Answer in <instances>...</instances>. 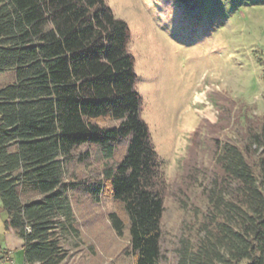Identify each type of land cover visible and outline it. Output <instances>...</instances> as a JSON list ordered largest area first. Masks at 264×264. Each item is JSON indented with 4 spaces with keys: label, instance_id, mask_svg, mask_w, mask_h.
Segmentation results:
<instances>
[{
    "label": "trees",
    "instance_id": "16d2710c",
    "mask_svg": "<svg viewBox=\"0 0 264 264\" xmlns=\"http://www.w3.org/2000/svg\"><path fill=\"white\" fill-rule=\"evenodd\" d=\"M130 39L105 0H0V72L15 75L0 86V204L24 264L65 260L79 189L108 191L132 264H161L165 179L141 118ZM243 116L241 135L215 159L205 223L179 240L174 264H264V113ZM93 145L105 162L86 182L73 166ZM6 255L0 247V261Z\"/></svg>",
    "mask_w": 264,
    "mask_h": 264
},
{
    "label": "rangeland",
    "instance_id": "374dc122",
    "mask_svg": "<svg viewBox=\"0 0 264 264\" xmlns=\"http://www.w3.org/2000/svg\"><path fill=\"white\" fill-rule=\"evenodd\" d=\"M105 2L131 33L141 118L165 179L161 264H174L179 240H193L205 223L220 146L241 135L239 117L264 113V0ZM14 80V71L0 72V86ZM85 150L73 171L91 182L105 159L94 145ZM70 197L78 234H65L61 264H132L127 232L109 220L108 191Z\"/></svg>",
    "mask_w": 264,
    "mask_h": 264
},
{
    "label": "crops",
    "instance_id": "0c3cea01",
    "mask_svg": "<svg viewBox=\"0 0 264 264\" xmlns=\"http://www.w3.org/2000/svg\"><path fill=\"white\" fill-rule=\"evenodd\" d=\"M6 219V214L1 210L0 206V241L6 240L7 247H3L0 244L2 250H4L7 255L0 261V264H24V253H23V240L13 233L6 231L4 228V221Z\"/></svg>",
    "mask_w": 264,
    "mask_h": 264
}]
</instances>
